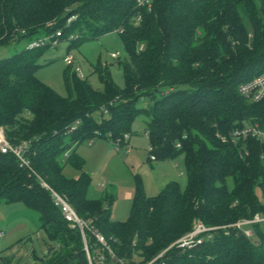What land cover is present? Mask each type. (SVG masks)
Segmentation results:
<instances>
[{
  "label": "trees",
  "instance_id": "obj_1",
  "mask_svg": "<svg viewBox=\"0 0 264 264\" xmlns=\"http://www.w3.org/2000/svg\"><path fill=\"white\" fill-rule=\"evenodd\" d=\"M114 32L126 53L116 62L124 88L101 66L97 90L68 65L65 97L37 77L52 46L36 43L73 49ZM0 49L13 50L0 57V128L13 146L28 145L29 165L0 152V207L20 203L37 215L49 243L33 264H264L261 225L251 237L230 227L190 249L175 245L198 221L220 228L264 214V144L234 140L247 126L264 130V100L239 91L264 74V0H155L151 9L137 0H0ZM138 116L149 160L182 158L186 183L148 197L138 181L129 218L116 222L114 194L88 197L77 148L98 138L127 145ZM51 191L91 229L72 228Z\"/></svg>",
  "mask_w": 264,
  "mask_h": 264
},
{
  "label": "rangeland",
  "instance_id": "obj_2",
  "mask_svg": "<svg viewBox=\"0 0 264 264\" xmlns=\"http://www.w3.org/2000/svg\"><path fill=\"white\" fill-rule=\"evenodd\" d=\"M49 38V37H48ZM50 39V38H49ZM67 42L50 48L40 59L42 67L37 77L61 96H67L63 72L67 68L64 58L72 55V68H80L84 78L97 90H102L95 69L108 67L113 82L125 87V80L117 60L112 54L126 58L121 38L118 33H109L100 38L81 42L78 48L68 49ZM13 52V50H12ZM12 52L0 49V57H7ZM147 102H140L145 107ZM101 119V112L95 114ZM144 116H138L132 124V135L127 145L115 147L111 139H95L92 145L84 142L77 148V154L85 161V172L91 177L88 191L90 199H101L105 194H114L116 199L111 208L113 221H126L129 218L132 203L141 182L144 194L148 197L158 195L170 181H177L182 186L186 183L182 158L175 161L149 160V139L144 133ZM66 174L77 178L79 173L67 168ZM0 259L3 264H33L36 257L47 254L49 243L44 231L39 230L37 215L28 211L20 203L0 207Z\"/></svg>",
  "mask_w": 264,
  "mask_h": 264
},
{
  "label": "built area",
  "instance_id": "obj_3",
  "mask_svg": "<svg viewBox=\"0 0 264 264\" xmlns=\"http://www.w3.org/2000/svg\"><path fill=\"white\" fill-rule=\"evenodd\" d=\"M155 0H137V5L139 7H145L148 9H151L153 6V3ZM73 19V18H72ZM70 19V21L72 20ZM140 19L137 20L139 22ZM61 36V32L57 33V37ZM50 44L52 48L56 47L58 45V40L54 39L52 41V38L41 41L39 43H36L34 47L38 46H44L46 44ZM111 57L115 60L120 58V54H112ZM64 62L67 65H71L74 63V58L72 55H67L64 58ZM75 72L77 73L78 77L80 79H84L83 73L81 72L80 68H75ZM240 93L251 100L252 102L258 103L264 100V74L256 77L252 81L245 83L240 86L239 88ZM147 136V134H146ZM234 140L238 138H253L260 143L264 144V130L261 129L258 125H250L247 126L239 131H236L234 133ZM129 140V136H124V142L127 143ZM225 140V139H224ZM121 141H113L115 147H121ZM92 145V141L89 143ZM28 149V145L26 143H22L20 146H13L10 144V142L6 139L4 130L0 128V152L3 154H13L15 155L18 160L20 161V164L22 166H29L28 162L24 158V155ZM155 158L152 157L151 160H154ZM43 186L45 188H49L45 183H43ZM52 192V196L54 198L55 204L59 207H61L63 215L65 220L70 224L72 228H79L82 233H84L85 229H91L89 226V223L84 222L82 219L79 218L75 210L72 208V206L60 195ZM252 225H261L264 227V214H256L252 219H243L240 220L230 226L227 227H220V228H208L205 226L202 222L198 221L195 223L193 230L186 234L184 237L180 238L175 245H177L181 249H190L192 247H195L196 245L203 242V239L206 236H210L212 231H215L217 229H226L230 227H235L238 229H242L244 234L247 237H251L253 235V231L249 228ZM3 237V234L0 233V238ZM96 237L98 238L99 242L102 244H105L104 238L96 233ZM160 257V256H159Z\"/></svg>",
  "mask_w": 264,
  "mask_h": 264
},
{
  "label": "crops",
  "instance_id": "obj_4",
  "mask_svg": "<svg viewBox=\"0 0 264 264\" xmlns=\"http://www.w3.org/2000/svg\"><path fill=\"white\" fill-rule=\"evenodd\" d=\"M171 182V181H170Z\"/></svg>",
  "mask_w": 264,
  "mask_h": 264
}]
</instances>
